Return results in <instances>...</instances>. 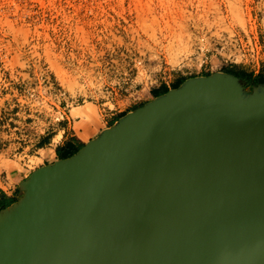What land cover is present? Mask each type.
Returning a JSON list of instances; mask_svg holds the SVG:
<instances>
[{"label":"water","instance_id":"95a60500","mask_svg":"<svg viewBox=\"0 0 264 264\" xmlns=\"http://www.w3.org/2000/svg\"><path fill=\"white\" fill-rule=\"evenodd\" d=\"M0 209V264H264V82L186 79Z\"/></svg>","mask_w":264,"mask_h":264},{"label":"rangeland","instance_id":"374dc122","mask_svg":"<svg viewBox=\"0 0 264 264\" xmlns=\"http://www.w3.org/2000/svg\"><path fill=\"white\" fill-rule=\"evenodd\" d=\"M232 71L264 82V0H0V186L43 166L52 137L89 141L188 78Z\"/></svg>","mask_w":264,"mask_h":264},{"label":"crops","instance_id":"0c3cea01","mask_svg":"<svg viewBox=\"0 0 264 264\" xmlns=\"http://www.w3.org/2000/svg\"><path fill=\"white\" fill-rule=\"evenodd\" d=\"M253 78L257 79L254 75ZM53 141L54 138L52 137L49 141L44 142L42 145V148H45L43 146H53V148H51L53 150V156L50 155L48 158H45L42 165L50 164L56 160L73 155L87 140L74 128L73 132L61 135L60 139H58L55 143H53ZM21 180L18 181L17 185L13 183L8 185L7 182L6 184L8 186H0V196H2L0 199L6 202L4 207L11 205L21 197L22 191L19 189V183Z\"/></svg>","mask_w":264,"mask_h":264},{"label":"trees","instance_id":"16d2710c","mask_svg":"<svg viewBox=\"0 0 264 264\" xmlns=\"http://www.w3.org/2000/svg\"><path fill=\"white\" fill-rule=\"evenodd\" d=\"M232 73H234L236 76L240 77L242 80H250L251 79V75L244 72V71H232ZM166 90H164L163 92H165ZM6 205L5 201H0V208L4 207Z\"/></svg>","mask_w":264,"mask_h":264},{"label":"bare ground","instance_id":"6f19581e","mask_svg":"<svg viewBox=\"0 0 264 264\" xmlns=\"http://www.w3.org/2000/svg\"><path fill=\"white\" fill-rule=\"evenodd\" d=\"M90 110L89 108H82L76 112H74L75 114H81L82 116H88L90 117ZM91 118V117H90Z\"/></svg>","mask_w":264,"mask_h":264}]
</instances>
